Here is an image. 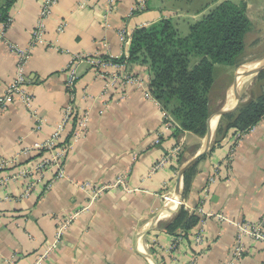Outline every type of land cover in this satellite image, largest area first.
Masks as SVG:
<instances>
[{
  "label": "crops",
  "instance_id": "crops-1",
  "mask_svg": "<svg viewBox=\"0 0 264 264\" xmlns=\"http://www.w3.org/2000/svg\"><path fill=\"white\" fill-rule=\"evenodd\" d=\"M42 2L0 0L11 19L8 37L31 48L24 71L33 94V110L18 100L0 103V160L9 162L0 169V264H264V242L251 237L241 258L232 253L237 224L264 215V119L252 131L238 136L233 128L218 141L219 111L232 106L235 92L210 117L219 119L216 130L211 125L210 149L187 184L183 178L180 204L174 200L179 172L203 149L207 134L163 130L160 107L148 96L147 65L129 62L138 82L104 94L106 79L82 63L73 105L88 112L86 135L77 141L70 127L54 151L37 147L70 102L66 81L73 53L126 58L131 43H124L122 30L133 36L163 19L180 29L186 17L193 19L190 26L217 2L190 12L174 0H145L143 6L140 0H115L111 9L110 0H59L45 20L44 42L32 46ZM16 64L17 55L0 42V99L16 77ZM195 141L198 146H191ZM69 143L65 177L58 179L57 153ZM181 208L197 221L172 234L167 227Z\"/></svg>",
  "mask_w": 264,
  "mask_h": 264
},
{
  "label": "trees",
  "instance_id": "trees-1",
  "mask_svg": "<svg viewBox=\"0 0 264 264\" xmlns=\"http://www.w3.org/2000/svg\"><path fill=\"white\" fill-rule=\"evenodd\" d=\"M6 12L7 8L0 9V21L7 19ZM252 24L247 0L240 3L221 0L192 23L187 34H182L171 19H163L134 32L128 61L149 67L151 94L179 124L172 130V135L186 130L200 137L207 134L208 120L216 106L217 65L229 68L240 63L246 53L247 35ZM103 58L109 59L105 55ZM124 59L112 60L120 62ZM234 113L229 111L222 115L217 130L218 141L230 129L244 133L263 119L264 90L259 95L252 93ZM193 168L185 172V184ZM196 221L195 215L181 208L167 230L176 234Z\"/></svg>",
  "mask_w": 264,
  "mask_h": 264
},
{
  "label": "built area",
  "instance_id": "built-area-1",
  "mask_svg": "<svg viewBox=\"0 0 264 264\" xmlns=\"http://www.w3.org/2000/svg\"><path fill=\"white\" fill-rule=\"evenodd\" d=\"M141 6H143L145 0H140ZM59 2V0H43L42 7L40 10V16L38 22L36 23L32 35L33 41L32 46L42 43L45 40L46 34V24L45 20L48 18L54 6ZM115 4V0H110L109 2V9H111ZM11 19L7 18L6 20L0 21V42H3L8 46V48L17 55V64H16V77L11 82L5 95L0 99V103L3 100L6 101H14L18 100L27 106L30 110H33L32 101H33V94L29 90L27 83H26V76H25V67L31 57V48H24L15 41L11 40L8 37L7 31L10 27ZM64 24L61 23L59 26L60 30H63ZM121 38L124 40V43L127 45L132 42V37L128 32L122 30L120 32ZM104 54H84V53H73L71 59L67 65V72L68 78L66 81V88L70 94V102L65 106L63 115L61 118L60 123L54 128L53 132L51 133L50 137L46 139L40 145H37L38 148L47 150L49 152L54 151L59 143L63 140L67 130L70 127H73V137L75 140H80L83 138L88 130V112H80L75 108L73 105V100L75 98V88L77 85V81L79 78V67L82 63H90L91 66L98 72L100 76L106 79V91L104 94L107 93L109 90H115L117 88H126V84L129 82L137 83L138 80L135 76H132L131 73L127 70V65L129 63L128 57L120 62L113 61L111 58L106 59L103 58ZM124 85V86H123ZM148 96L154 100L161 110V116L163 119V130L165 132H170L176 127V123L174 122L173 117L171 114L162 107L160 102L150 93ZM264 119V117H263ZM41 123L37 124V128L41 127ZM255 126L249 129V131L254 130ZM247 131V132H249ZM244 132V133H247ZM244 133H238V136L243 135ZM70 143L66 146H63L61 150L57 153L60 157L59 163L60 170L58 173L57 178L65 177V171L63 168V159L67 151L70 149ZM182 151V146L180 144L175 145L173 148V153L178 156ZM163 161H161V164ZM45 163H42L38 166V171L43 169ZM9 166V162L5 160H0V169ZM217 168L212 176L210 177V182H213L219 174ZM30 188V187H29ZM208 191V190H207ZM178 204L181 203L177 202ZM70 221H66V225H68ZM64 225V224H63ZM62 225V226H63ZM251 237L255 240L264 242V215L258 222H240L237 224V237L235 244L232 249L233 258L235 260L242 257L246 245H245V238ZM197 242L203 241L202 234H199L196 237ZM52 251V247L50 246L46 252ZM225 264H231L225 263Z\"/></svg>",
  "mask_w": 264,
  "mask_h": 264
},
{
  "label": "rangeland",
  "instance_id": "rangeland-1",
  "mask_svg": "<svg viewBox=\"0 0 264 264\" xmlns=\"http://www.w3.org/2000/svg\"><path fill=\"white\" fill-rule=\"evenodd\" d=\"M221 0H174L173 5L194 12L198 9L213 4L215 2H220ZM235 3H240L242 0H232ZM248 12L253 21L252 28L247 35V49L244 57L241 59L240 63L236 67L224 68V65H217L216 75L218 77L216 87H215V108L212 115H217L220 108L225 103L227 94L232 95L234 90V83L236 73L239 70H246L247 65L254 63L256 61L264 60V0H247ZM182 20V18H180ZM191 17H186L185 20L181 21L180 30L182 34H187L189 31V22H192ZM176 23V22H174ZM177 24V23H176ZM180 25V23H179ZM244 72V71H243ZM253 76V77H251ZM251 76L245 78V82L242 85L241 92V102L245 103L249 98H251L252 93L259 95L262 90H264V71L262 73H255ZM230 89V90H229ZM233 97V96H232ZM239 104V105H240ZM239 105L232 110V112L237 113ZM234 116V115H233ZM225 121H222V123ZM221 123V118L218 127ZM218 130V128H217ZM217 132V131H216ZM206 137V136H205ZM191 146L196 147L198 143L193 142ZM190 146V148H191Z\"/></svg>",
  "mask_w": 264,
  "mask_h": 264
},
{
  "label": "water",
  "instance_id": "water-1",
  "mask_svg": "<svg viewBox=\"0 0 264 264\" xmlns=\"http://www.w3.org/2000/svg\"><path fill=\"white\" fill-rule=\"evenodd\" d=\"M246 70H239L236 73V77H235V83H234V90H235V97H234V102L232 104V106L230 108L227 109H222L219 111V115H223L229 111H232L233 109H235L241 102V95H242V84H243V79L241 78V76L246 77L248 75H252L255 73H259L262 70H264V60L260 63V64H248L247 65ZM244 71V72H243ZM241 73V74H240ZM211 139H212V130H211V118H209L208 120V131H207V138H206V143L203 147V149L201 151H199L193 158H191L188 162H186L183 167L181 168L180 172H179V183H178V194L177 196H174V200L176 202H180L181 198H182V183H183V178H184V173L191 168L192 166H194L210 149L211 146Z\"/></svg>",
  "mask_w": 264,
  "mask_h": 264
},
{
  "label": "bare ground",
  "instance_id": "bare-ground-1",
  "mask_svg": "<svg viewBox=\"0 0 264 264\" xmlns=\"http://www.w3.org/2000/svg\"><path fill=\"white\" fill-rule=\"evenodd\" d=\"M262 61H263V60H261V61H256V62H254V64H260ZM240 74H241V73H240ZM249 76H251V75L246 76L247 79H248ZM246 77H244V76L242 77V76H241V78L243 79L244 82H245V80H246V79H245ZM251 77H253V76H251ZM248 80H249V79H248ZM244 82H243V84H244ZM245 83H246V82H245ZM243 84H242V85H243ZM232 91H233V93H232V96H233L235 90H232ZM232 98H233V97H231V99H232ZM231 99H230V101H231ZM217 120H219V119L215 116V117H213V119H212V121H211V125H212V129H213V130H216V127H217ZM174 196H175V195H174ZM173 212H174V211H173Z\"/></svg>",
  "mask_w": 264,
  "mask_h": 264
}]
</instances>
